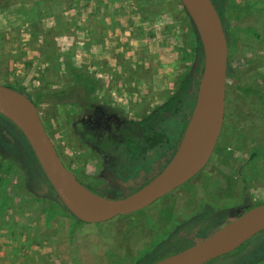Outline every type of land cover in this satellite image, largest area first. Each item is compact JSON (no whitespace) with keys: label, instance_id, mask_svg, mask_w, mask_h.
<instances>
[{"label":"rangeland","instance_id":"obj_1","mask_svg":"<svg viewBox=\"0 0 264 264\" xmlns=\"http://www.w3.org/2000/svg\"><path fill=\"white\" fill-rule=\"evenodd\" d=\"M212 1L227 42V92L220 133L203 174L190 181L195 185L151 209L156 222L135 226L118 215L85 223L61 207L46 206L48 194L35 184L30 157L0 124V163H11L6 179L13 181L18 171L24 187L9 193L6 180L0 184V201L6 200L4 206L0 202V264H147L167 255L156 240L166 227L154 224L170 226L190 208V198L196 196L203 207L213 201L206 211L199 206L205 216L223 214L208 232L264 203V0ZM192 33L178 0H0V83L32 98L41 86L55 87L69 63L97 84L98 102L136 117L163 100L179 75L192 68ZM50 107L37 104L38 114L43 122L50 118L47 132L80 182L109 197L138 184L125 180L116 190L100 163L111 158L92 155L71 125L52 122L56 110ZM183 126L179 120L170 128ZM212 170L226 181H214ZM153 230L159 233L155 239ZM221 258L204 264H225Z\"/></svg>","mask_w":264,"mask_h":264},{"label":"water","instance_id":"obj_2","mask_svg":"<svg viewBox=\"0 0 264 264\" xmlns=\"http://www.w3.org/2000/svg\"><path fill=\"white\" fill-rule=\"evenodd\" d=\"M178 1L201 47L193 105L169 161L152 179L124 196L99 194L80 182L62 161L36 105L26 94L0 83V115L23 135L58 199L79 221L99 223L147 206L191 178L212 153L224 119L227 42L211 0ZM263 229L264 203H259L204 238L147 264H204L233 251Z\"/></svg>","mask_w":264,"mask_h":264},{"label":"trees","instance_id":"obj_3","mask_svg":"<svg viewBox=\"0 0 264 264\" xmlns=\"http://www.w3.org/2000/svg\"><path fill=\"white\" fill-rule=\"evenodd\" d=\"M213 5L216 8L214 3ZM216 11L219 15L217 8ZM219 18L223 28L221 17L219 16ZM190 26L195 38L194 51H196L193 52L192 68L179 75L170 92L163 100L139 116L121 115L112 105L98 102L94 95L97 91V84L93 82L92 78L85 75L84 69H77L74 66L69 67V63H67L68 65H64V71L62 69L63 72L59 79L60 82L55 87L41 86L38 91L34 92L33 97L29 98L36 107L37 104H46L53 107L56 110V115L53 117L52 122L56 121V125H71L78 139L84 143L92 155L123 161L122 166L125 168L131 166L133 161H136L137 163L135 165H138L141 161L149 158L146 154L154 152L157 146L167 142L164 139L166 133L162 129L170 128L173 122H178L179 120L185 125L192 108L202 60L200 43L191 21ZM227 71L228 64L226 61ZM8 86L12 87L11 85ZM226 92L227 82L225 81V94ZM71 110L76 112H73V115H71ZM47 118L42 123L46 131H49L51 121L50 118ZM4 120L13 127L15 132L9 130ZM0 124L4 126L7 134L15 139L30 157L35 184L48 194L46 206L49 209L61 207L63 210H66L43 175L23 135L1 115ZM47 133L51 139L49 132ZM10 165L11 163L5 165L0 163V184L6 180L3 185L5 192L21 193L24 187L18 171H16V178L13 181L9 179L7 181L6 179ZM88 188L92 190V188ZM2 195L3 197L7 196L4 193ZM0 202L1 206H4L6 200L3 199ZM238 250L239 247L228 254L222 255L221 259L226 262L228 258L240 255ZM211 263L210 261L207 264ZM219 264L222 263L220 262Z\"/></svg>","mask_w":264,"mask_h":264},{"label":"flooded vegetation","instance_id":"obj_4","mask_svg":"<svg viewBox=\"0 0 264 264\" xmlns=\"http://www.w3.org/2000/svg\"><path fill=\"white\" fill-rule=\"evenodd\" d=\"M162 130L166 133V136L164 137V139L167 142L160 146H157L154 152H151V153L149 152L148 154H146L149 158L147 160L141 161L140 163H138V165H135L137 162L133 161V164L131 166H128L127 168H125L122 166L123 161H120V160L108 159V160L100 162V163H103L104 165L103 170L105 174L108 175V177H110L113 181L116 182L115 184L116 190L119 189L118 185L125 180L127 181L131 180L132 182H135L136 180H138V184L135 185L133 188H131L129 191L123 194H117L116 196H124L138 189L139 187L144 185L146 182H148L150 179H152L157 173H159L160 170L169 161V159L171 158L172 154L174 153L177 147V144H178V141L180 139L183 129L181 131H179L176 128H166ZM207 164L208 163L206 162V164L197 172L198 175L203 174L202 172L205 169ZM211 172L216 175V178L214 179V181L219 182L220 178H224V182L226 181L225 174L222 175V173L219 172V174L221 175H218L217 172H214V170H212ZM212 173H207L208 178H209V175ZM192 177L186 180L185 182H183L182 184L176 186L169 192L163 194L162 196H160L159 198H157L156 200H154L147 206L140 208L138 210L132 211L130 213L123 214L122 217H127L129 219V222L135 226L139 225L141 220H144L145 222L149 224L151 222L152 223L156 222V217L154 216V214L151 213V209L156 208L157 206H159V208L158 207L157 208L160 209V207H162V205L165 202L173 200L177 195H180L183 192H189L191 185H195L196 183V182H190L194 178ZM227 197H230V196H227ZM198 201L199 200L198 198H196V196L190 198V200L186 204L190 208L185 209V211H182L178 216H174L173 220L171 221L172 226L171 225L167 226L166 224H157V223L154 224L156 225L155 227H158V228H160L161 225H163V229L166 227L164 230H161L162 232H159L162 238L156 239V240H158L157 247L162 249L165 253L167 252V255L180 250V249L172 250V252H169L168 250L173 247H178L180 243L186 242L188 246L200 240L201 238H204L205 236L209 235L211 231L210 232L208 231L212 229L214 226H216V224L219 222V220L223 216L222 213H215L213 211L210 212V214H208L207 216H205L204 215L205 213H203L204 210L206 211L209 207L211 208L214 207L212 206L213 201H212V204H206V206L208 207L204 205L205 208L203 207V203L199 205L200 202ZM199 206L203 207L204 210H198ZM223 209H226V208H223ZM181 216H185V217L182 220L176 219L177 217H181ZM197 219L199 220L197 221ZM227 221L223 222L217 228L222 226ZM184 224L186 225V228L190 227V230H187V229L185 230ZM178 226H180V230H177ZM259 232L253 235L252 238L248 239L246 242H244L243 244L239 246L238 251L240 252V255L233 256L232 258H228L225 264H259L260 261L264 259V229ZM158 234H156L155 236L154 230H153L154 236L151 238L152 239L157 238ZM157 247L153 246L151 248H157ZM261 264H264V263H261Z\"/></svg>","mask_w":264,"mask_h":264}]
</instances>
